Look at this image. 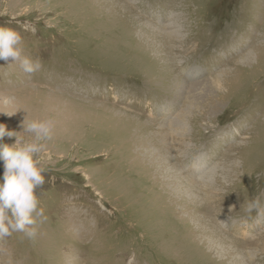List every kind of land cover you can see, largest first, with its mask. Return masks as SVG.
<instances>
[{"label": "rangeland", "instance_id": "obj_1", "mask_svg": "<svg viewBox=\"0 0 264 264\" xmlns=\"http://www.w3.org/2000/svg\"><path fill=\"white\" fill-rule=\"evenodd\" d=\"M0 27L43 64L0 59V124L55 121L48 221L0 240V264H264V216L241 226L264 203V0H0Z\"/></svg>", "mask_w": 264, "mask_h": 264}, {"label": "clouds", "instance_id": "obj_2", "mask_svg": "<svg viewBox=\"0 0 264 264\" xmlns=\"http://www.w3.org/2000/svg\"><path fill=\"white\" fill-rule=\"evenodd\" d=\"M22 44L23 38L18 32L0 27V59L7 61L11 58L19 63L23 72L33 75L42 69L43 64L39 58L33 60L25 56ZM22 127L23 132L32 136L31 140L22 139L19 133L9 131L5 125L0 124V140L5 136L16 137V143L11 147L0 145V159H3L5 168L4 183L0 185V240L21 233L23 238L35 243L41 235V226L48 221L35 194V189L45 183L42 175L45 170L40 167L38 157L47 150L45 142L54 138L55 121L24 120ZM234 208L235 205L230 206V210ZM254 211L264 216V203L259 195L247 202L245 217L241 220L242 227H251L249 221ZM5 264H16L10 253Z\"/></svg>", "mask_w": 264, "mask_h": 264}, {"label": "bare ground", "instance_id": "obj_3", "mask_svg": "<svg viewBox=\"0 0 264 264\" xmlns=\"http://www.w3.org/2000/svg\"><path fill=\"white\" fill-rule=\"evenodd\" d=\"M130 21H132V20H130ZM126 22V21H125ZM140 25H141V23H140ZM143 26H139V29L137 30V32L136 31H132L131 30V32L130 33H128L127 34V36L128 37H130V36H138V38L140 39V37L141 36H143V35H145L144 33H143V31L145 32V30H147L148 32H150L151 30H153V31H156L157 29L155 28L154 29V27H152V28H149V29H147L148 28V26H147V24H142ZM117 28H119V29H121V30H123L122 29V27L121 26H116ZM125 33V32H124ZM132 34V35H131ZM147 35H150V34H147ZM153 40V39H152ZM148 47H150V49L151 50H153L154 51V49L153 48H155L156 47V44H155V42L154 43H152V44H150V45H148ZM173 51V50H172ZM104 62V61H103ZM102 63V62H101ZM263 64V63H262ZM102 65V64H101ZM261 66V65H260ZM258 67V66H257ZM258 69V68H257ZM257 69H255V70H257ZM261 69H263V67H261ZM255 72V71H254ZM242 104V103H241ZM111 123V122H110ZM108 124V123H107ZM112 127V126H111ZM162 127H164V129H165V132H163V130H160V129H162ZM117 128V127H116ZM120 128H122L123 129V126L121 125L120 126ZM160 129H159V132H160V134H162V135H159L160 137H166L165 139L163 138L162 140H161V145H162V148L163 149H166L165 147L166 146H164V145H166V144H168L167 146L168 147H170L171 145H174V147L176 148V146L177 145H179V147L182 149V151H183V155L181 154H178V158H181V160H183L184 158V155L186 154V145H184V144H181V143H179L178 141H177V143H176V140L174 141V138H172V136H174V135H172L171 136V134H172V129L170 128V126H168V125H162V126H160ZM116 130H118V129H116ZM125 130V132H127L128 133V131H127V129H124ZM118 134V131H116V133H114V134H112V136H111V138L112 139H117L116 137V135ZM153 136V135H152ZM152 136H151V138H152ZM169 137H171V141H168L169 140ZM181 137H183V134L181 135ZM165 140V141H164ZM181 142V141H180ZM177 144V145H176ZM143 145V144H142ZM169 151H167V153H168ZM169 154V153H168ZM163 157V156H162ZM174 157V156H173ZM177 158V157H176ZM183 158V159H182ZM161 159V158H160ZM162 161V160H161ZM174 162L177 164V162L174 160ZM157 163V162H156ZM161 163V162H160ZM153 164V163H152ZM158 164V163H157ZM156 165V164H155ZM171 166V165H170ZM153 167V166H152ZM157 167V166H156ZM158 169H159V167H158ZM171 169H172V167H171ZM159 172V171H158ZM156 173V172H155ZM181 176V175H180ZM183 178V180L185 181L187 178L186 177H184V176H182ZM168 178V177H167ZM173 178H175V177H173ZM180 181V180H179ZM184 181H182V182H184ZM173 182V181H172ZM159 183V182H158ZM181 183V182H180ZM161 184V183H160ZM177 184H178V182H177ZM156 185V184H155ZM175 185H176V183H175ZM181 185V184H180ZM175 187V186H174ZM183 187V186H182ZM177 188V187H176ZM180 188V187H179ZM178 190V189H177ZM100 196H102V198H104L103 197V195L102 194H100L99 192H97ZM144 229V228H143ZM173 239V238H172ZM180 242H181V240H179ZM173 243V242H172ZM179 243V242H178ZM176 244V243H175ZM180 244V243H179ZM178 244V245H179ZM180 248H181V246H180ZM179 249V248H178Z\"/></svg>", "mask_w": 264, "mask_h": 264}]
</instances>
